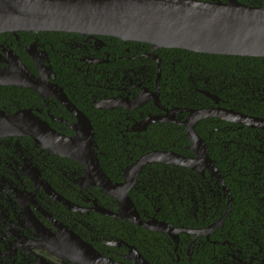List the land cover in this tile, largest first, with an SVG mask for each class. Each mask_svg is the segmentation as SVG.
Segmentation results:
<instances>
[{"label":"flooded vegetation","instance_id":"1","mask_svg":"<svg viewBox=\"0 0 264 264\" xmlns=\"http://www.w3.org/2000/svg\"><path fill=\"white\" fill-rule=\"evenodd\" d=\"M237 1L264 7V0ZM172 50L153 51L148 44L101 35L0 33V119L29 113L49 126L53 140L71 147L69 141L77 136L85 117L94 129L97 110L114 111L111 122L117 140L124 142L116 149L122 150L119 157L125 160L120 164L122 180L112 181L122 183L128 166L147 153L139 155L144 146L131 140L144 137L151 124H172L187 133L185 122L191 110L233 111L231 118L236 121L200 119L195 132L204 120L218 127L220 120L226 122L214 129L217 134L210 133V144L203 140L216 166L210 151L219 146L216 140L225 137L228 155L224 158L228 165L232 163L229 155L239 161L237 173L226 169L222 174L218 169L225 189L208 170H192V182L201 176L210 190L200 197L213 221L201 228L176 227L207 228L228 212L222 226L194 242L193 234L181 233L177 245L166 233L117 218L119 200L95 185L86 166L67 155L71 154L68 147L42 145L30 136L5 135L0 136V264H140L144 260L194 264L197 254L203 256L201 264H264V128L258 124L260 119L264 124V77L259 72L250 76L238 72L231 77L224 73L214 83L206 66ZM15 58L25 65L24 75L34 81L36 89L6 83L15 79ZM140 99L147 100L136 106ZM149 118L157 121L142 131L131 130ZM231 136L238 138L236 147L234 139H227ZM153 165L158 164L142 169L129 192L146 222L151 218L164 221L158 216L161 208L151 213L144 204V197H154L148 194L150 183L164 173L163 168H148ZM180 197L177 189L171 199L176 202ZM192 201L190 214L197 220L196 196ZM231 222L240 231L235 238L229 232Z\"/></svg>","mask_w":264,"mask_h":264},{"label":"water","instance_id":"2","mask_svg":"<svg viewBox=\"0 0 264 264\" xmlns=\"http://www.w3.org/2000/svg\"><path fill=\"white\" fill-rule=\"evenodd\" d=\"M18 31L101 35L125 42L148 44L153 51L167 48L203 54L264 58V7L249 6L237 0H0V33ZM15 59L17 67L12 75L15 79L6 83L36 89L34 81L24 75L27 71L25 65L18 58ZM154 96L158 98L157 93ZM146 100L140 99L136 106ZM190 113L185 122L186 134L190 142L189 149L195 156L165 150L147 152L128 166L122 183H114L102 169L94 129L86 117L77 128V136L69 141L71 147L53 140L55 137L49 126L29 113L0 119V136H30L42 145L68 147L71 154L67 155L86 166L95 185L119 200L117 218L155 232L166 233L178 245L181 233L193 234L194 242L198 236L222 226L228 212L216 223L203 229L180 228L157 218L146 222L140 217L129 192L142 169L150 164L184 167L200 173L208 170L223 182L209 156L207 143L195 132V125L200 119L208 117L236 121L231 118L235 112L204 108L191 110ZM152 121L157 119L144 120L131 130L142 131ZM260 122L264 128L261 119L258 124ZM223 185L227 189L224 182ZM140 264L149 263L144 260Z\"/></svg>","mask_w":264,"mask_h":264},{"label":"trees","instance_id":"3","mask_svg":"<svg viewBox=\"0 0 264 264\" xmlns=\"http://www.w3.org/2000/svg\"><path fill=\"white\" fill-rule=\"evenodd\" d=\"M172 51L179 53L180 56L187 54L191 60L194 59L199 61L200 64L206 66L210 71L212 82L214 83H217L224 73L231 77L232 75L237 76L238 72H242L247 76L256 75V73L259 72L258 74L264 77V58L203 54L182 49H173ZM96 113V119L98 120H93V125L96 142L102 152V154L98 155L100 164L111 180L115 182L121 181L122 172L120 171V164L123 166L121 161L125 160V157L120 159L119 156L122 155L123 152L120 149H116V147L121 143L124 144V142H122V140H117L118 136L115 133L116 129L114 128V123L111 122V118L113 116L115 117V115H113L115 112L109 110H97ZM204 122H206L207 127H202ZM219 123L221 124L220 127L226 124L223 120H220ZM220 127L212 124L208 120H204L197 125V131L200 136L210 144L208 139L210 133L217 134L214 129ZM211 130L214 131L211 132ZM143 136L144 137L139 138L135 136L131 140L137 145L144 146L143 150H139V155L151 150H165L174 151L184 156H192V152L189 150V139L186 132L178 129L175 125L153 123L147 128V131ZM224 139L226 138L221 136V140H216L219 146H216L215 149L211 148L210 153L215 160L220 173L224 174V172H222L223 170L232 169L235 174L237 173L236 169L239 167V161H234V158L229 155V161L232 163L229 165L226 163L227 160H225L224 156L228 155V149L225 148V143H223ZM227 139H234L236 143L233 145H235V147L237 146V137L231 136ZM115 156L118 157V159L114 160ZM148 168H152L153 170L157 168L161 170L163 168L164 172L163 175H157V182L152 181L150 183L151 187L148 188V194H153L154 197H144V204L151 213L161 208L158 216L175 226L201 228L208 226V224L213 221L209 219L207 211L203 209L205 205H203L202 197L200 196L203 194L206 195L207 191L210 192V190L206 188V182L203 178H200L201 176L197 177L196 182H192L195 172L188 168L164 166L162 164L149 166ZM143 174H146V170ZM159 177L162 178V180L159 179ZM177 189L181 197L174 202L171 197L172 193ZM176 195L179 196L178 194ZM193 196H196L198 199V206L196 207L198 211H195V208L193 209L194 213L197 215V220L190 214L192 212L190 207H194V202H191ZM132 198L135 200L134 195H132ZM234 210L236 212V208H234ZM221 213L223 212L221 211ZM234 215L239 216L238 213H234ZM219 216L220 215L216 216V218ZM229 226H232V229H230L229 232L233 237L237 232L239 234L240 231H238L235 223L233 224V222H231L229 223ZM149 233L150 232H148V234ZM237 238L238 235L236 239ZM233 242L235 243V240H233ZM202 257V254L194 256V264H201L200 259Z\"/></svg>","mask_w":264,"mask_h":264}]
</instances>
